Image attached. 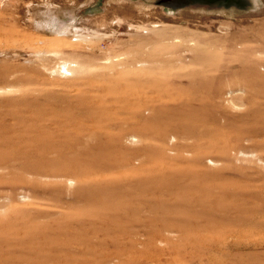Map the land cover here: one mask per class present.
<instances>
[{"label":"rangeland","instance_id":"374dc122","mask_svg":"<svg viewBox=\"0 0 264 264\" xmlns=\"http://www.w3.org/2000/svg\"><path fill=\"white\" fill-rule=\"evenodd\" d=\"M0 264H264V0H0Z\"/></svg>","mask_w":264,"mask_h":264}]
</instances>
